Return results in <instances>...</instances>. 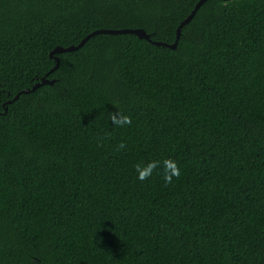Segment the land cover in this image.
Returning <instances> with one entry per match:
<instances>
[{"label":"trees","instance_id":"obj_1","mask_svg":"<svg viewBox=\"0 0 264 264\" xmlns=\"http://www.w3.org/2000/svg\"><path fill=\"white\" fill-rule=\"evenodd\" d=\"M199 1L0 0V264H264V0L51 56Z\"/></svg>","mask_w":264,"mask_h":264},{"label":"water","instance_id":"obj_2","mask_svg":"<svg viewBox=\"0 0 264 264\" xmlns=\"http://www.w3.org/2000/svg\"><path fill=\"white\" fill-rule=\"evenodd\" d=\"M207 0H200L194 7L193 11L191 12V14L181 23V25L178 27L177 29V33H176V41L175 43H173L172 45H167L164 43H160V42H152L150 39V36L148 34H146V32L144 30L141 29H126V30H98L95 31L93 33H91L90 35H88L85 39H83L81 41V43L77 46H70L67 48H61V47H57L52 53L51 56L54 54H61V53H65V52H73L81 47L84 46V44L93 36L96 35H100V34H109V35H120V34H131L134 35L136 37H138L139 39H143L146 40L156 46H162V47H167L170 49H175L177 46V42L179 40L180 37V31L181 28L185 25H187L195 16L196 12L198 11V9L206 2ZM225 1H229V0H225ZM59 66V59L56 58V66L54 67V69L51 70V72H53L55 69H57ZM53 81H48L47 79L43 78L39 83L35 84L30 90H24L21 93H19L18 95H16L14 97V99L12 101L7 102L6 104H10L13 101L17 100L19 98V96L21 94H29L31 92H34L36 89H38L39 87L43 86V85H53ZM7 109L5 108V111Z\"/></svg>","mask_w":264,"mask_h":264},{"label":"clouds","instance_id":"obj_3","mask_svg":"<svg viewBox=\"0 0 264 264\" xmlns=\"http://www.w3.org/2000/svg\"><path fill=\"white\" fill-rule=\"evenodd\" d=\"M110 122L115 126H124L130 124L131 120L128 116L117 113L116 115L110 116ZM156 167H157L156 163H151L146 167H141L140 165H137L136 166L137 179H139L140 181L148 179L152 174V170L155 169ZM166 167L169 170V174L164 175V182L165 184H170L172 183L173 177L178 178L180 176V169L175 164V162L172 161L166 162Z\"/></svg>","mask_w":264,"mask_h":264}]
</instances>
